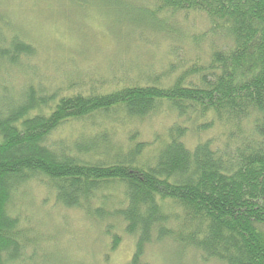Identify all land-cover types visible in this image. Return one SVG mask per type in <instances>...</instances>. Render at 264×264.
Instances as JSON below:
<instances>
[{
    "label": "trees",
    "instance_id": "trees-1",
    "mask_svg": "<svg viewBox=\"0 0 264 264\" xmlns=\"http://www.w3.org/2000/svg\"><path fill=\"white\" fill-rule=\"evenodd\" d=\"M114 2L135 12L131 24L178 46L159 76L113 81L104 94L70 93L53 109L55 96L39 88L12 96L0 84V264L56 261L44 246L54 241L14 208L18 192L40 180L55 206L102 227L110 253L122 234L132 238L126 264H147V248L164 243L203 264H264V0ZM189 15L206 25L197 35L180 29ZM181 51L191 57L170 62ZM33 52L13 43L0 59ZM161 108L174 119L151 154L135 136L113 142L117 127L92 129L98 118L138 126ZM85 122L89 141L49 143L64 124Z\"/></svg>",
    "mask_w": 264,
    "mask_h": 264
},
{
    "label": "rangeland",
    "instance_id": "rangeland-1",
    "mask_svg": "<svg viewBox=\"0 0 264 264\" xmlns=\"http://www.w3.org/2000/svg\"><path fill=\"white\" fill-rule=\"evenodd\" d=\"M123 1L134 6L138 3V0ZM134 13L117 7L114 0H0V53L18 42L34 50L30 58L20 56L14 63L10 58L0 59V84L12 96H21L29 86L39 88L44 95L55 96L53 109L57 99L70 93L104 94L113 89V81L121 86L135 79L159 76L168 63L166 54L178 44L171 46L172 42L163 36L131 24ZM179 23L187 35H197L206 27L195 15ZM189 57L190 54L181 51L179 58L170 62ZM99 119L93 130L98 132L100 126L117 127L111 130L113 142L126 145L129 137L135 136L137 140L133 141L145 143L152 149L151 154L162 147L163 131L174 118L161 108L138 126L111 127ZM89 127V122L64 124L50 135L49 143L55 147L59 140L61 146L68 147L75 142H87ZM14 208L22 223L37 230L42 239L54 241L44 244L49 255L56 259L52 264H126L133 254V239L123 234L119 247L110 253L102 227L90 225L77 210L55 206L43 180L22 188ZM143 261L203 264L192 251L182 252L169 243L148 247Z\"/></svg>",
    "mask_w": 264,
    "mask_h": 264
}]
</instances>
